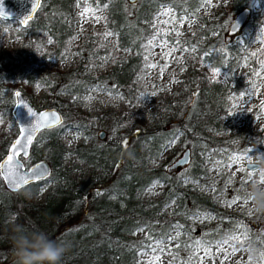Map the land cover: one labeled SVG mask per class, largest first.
I'll return each instance as SVG.
<instances>
[{
    "label": "trees",
    "instance_id": "trees-1",
    "mask_svg": "<svg viewBox=\"0 0 264 264\" xmlns=\"http://www.w3.org/2000/svg\"><path fill=\"white\" fill-rule=\"evenodd\" d=\"M251 1L229 0L228 9L221 5L215 13L216 22L205 20L208 29L217 30L216 38H190L206 61L226 70V78L210 80L203 69L191 67L186 77L187 95L176 104L167 101L169 109L154 114L148 120L150 123L143 121V115L136 113L133 104L139 97L138 82L145 64L142 50L154 33L152 18L160 4L169 5L177 14L194 13L200 0H97L105 6L106 26L125 54L107 69L92 74L87 70L88 60L109 52L107 46L98 44L96 35H88L87 41L75 46L74 63L69 69L37 67L44 56H64L73 33L74 0H41L27 24H19L7 33L3 29L6 20L0 18V44L6 34L21 37L27 45L26 50L0 53V113L11 109L10 82L21 81L25 86L21 90L28 97L30 86L39 83L45 95L50 96L46 97L47 105L57 107L64 120L63 124L40 130L30 145L31 161L49 162L51 171L47 177L15 191L7 189L0 178V264H20L17 242L21 239H26L30 252L37 251L32 246L41 242L63 246L65 251L57 264H136L137 251L151 241L170 238L175 223L182 232L173 250L185 257L200 241L212 249L225 233L219 229L220 224L225 227L228 223L246 222L243 214L224 211L205 192L183 184L182 177L221 189L222 183L209 177L205 150L214 153L223 147L238 149L257 144L251 141L247 129H232L227 122L229 94H237L246 86L256 67L255 57L248 54L246 45L254 28L261 24L259 12H249L243 36L231 40L220 36L230 13L248 7ZM44 33L54 48L38 53ZM242 56L248 63L247 70L243 75H232ZM90 87L118 94L129 106L128 110L97 114L106 129L102 139L93 129L92 116L84 109H66L69 99L57 96V92L84 95ZM9 121L14 123L11 115ZM63 126L81 132L88 141L83 140L73 149L66 147L59 138ZM174 137L189 148V159L169 170L170 164L165 166L166 162H159L158 156ZM9 142V132L4 131L0 134V157ZM68 155H75L70 164L65 163ZM79 162L91 169L89 175L76 173ZM48 180L53 185L42 201H35L40 185ZM155 180L161 183L159 196L143 197L145 188ZM194 211L211 212L218 218L217 224L204 228L189 223L187 216ZM170 213L178 217L171 218ZM136 229H141L143 235L136 237ZM254 239H250L252 243ZM34 264L48 262L34 259Z\"/></svg>",
    "mask_w": 264,
    "mask_h": 264
},
{
    "label": "rangeland",
    "instance_id": "rangeland-1",
    "mask_svg": "<svg viewBox=\"0 0 264 264\" xmlns=\"http://www.w3.org/2000/svg\"><path fill=\"white\" fill-rule=\"evenodd\" d=\"M228 1L200 0L194 13L180 14L167 4L159 5L151 23L154 33L146 40L142 50L145 64L138 82L139 97L133 104L136 113L143 115V121L150 123L148 120L154 114L164 113L169 109L167 101L172 100L173 104H176L187 95L186 77L191 67L203 69L210 80L222 81L226 78V70L206 61L203 53L190 38L200 40L208 37L216 38L219 35L217 30L208 29L205 20L216 22L215 13L219 11L221 5L228 9ZM248 7V14L251 11H258L261 19V24L254 28L246 45L248 54L255 57L256 67L250 82L237 94H229L230 119L227 125H230L232 129H247L251 141L257 144H248L238 149L223 147L214 153L210 149L205 150L204 159L209 177L217 183H222L221 189L216 188L215 185L194 182L181 174L183 184L205 192L224 211L243 214L246 222L228 223L225 227L220 224L219 229L225 233L214 242L212 249L209 244L200 241L196 243L194 251L185 257L177 255L173 250L177 244V237L182 232L180 225L175 223L176 226L170 231L172 235L170 238L151 241L146 247L137 251L136 264H264V203L253 200L254 196L264 199V174L256 172V168L246 167L249 161L258 163L260 157L264 156V1L260 3L252 0ZM236 12L237 10L230 13L225 28L220 34L222 39L231 40L244 35L245 21L236 33H226L227 25ZM71 14L73 33L64 56L60 59L53 55L44 56L37 63L39 69H69L74 63L72 54L75 46L87 41L88 35H96L98 44L107 46L109 49L107 54L94 56L88 60L89 73L107 69L112 61L125 54L117 47L115 35L106 26L104 5H100L97 0L92 2L74 0ZM18 27L19 22L11 19L6 20V26L3 29L7 33ZM43 35L38 45V53L51 52L54 44L45 33ZM26 49V43L19 36L5 34L1 39L0 53ZM247 67L248 63H245L242 56L233 67L231 74L243 75ZM10 86L11 89L25 87L21 81H12ZM29 91V98L36 107H49L47 98L50 96L45 95V89L39 83H33ZM57 96L69 99L70 104L66 109H84L93 117V129L99 139L104 138L106 129L101 126L97 114L107 110L129 109L127 102L120 95L110 94L96 87H90L88 93L84 95L57 92ZM9 117L10 111L0 113V134L8 131L11 139L16 135L17 128L15 123L9 121ZM63 122L64 120L62 124ZM100 131H102L101 137ZM59 138L70 149L84 140L81 132L68 126H63ZM183 149L177 137H174L164 146L158 161L166 162L165 166H167L180 156ZM233 157H239V160L234 162ZM20 158L25 166L33 162L28 154ZM74 159L75 155H68L65 163L70 164ZM78 165L77 174L87 176L91 173V169L84 162H79ZM259 167L261 173H264V162L260 163ZM53 183L52 180H48L40 185L35 201H42L45 192ZM255 184L260 185L258 190L253 188ZM160 191L161 183L155 180L145 188L142 196L158 197ZM170 207V205L167 206L166 210L170 211ZM169 216L177 218L178 214L170 213ZM187 221L205 228L211 224H217L218 218L209 211H194L188 214ZM134 235L139 237L143 235V231L136 229ZM252 237L255 238L254 243L250 240Z\"/></svg>",
    "mask_w": 264,
    "mask_h": 264
},
{
    "label": "water",
    "instance_id": "water-1",
    "mask_svg": "<svg viewBox=\"0 0 264 264\" xmlns=\"http://www.w3.org/2000/svg\"><path fill=\"white\" fill-rule=\"evenodd\" d=\"M40 1L41 0H38L39 5H40ZM127 1L133 2L135 0H127ZM36 2L37 0H2V2H0V18L4 20L14 19L18 21L20 25L23 26L25 24L21 23V21L26 19L29 15L32 18L33 14L37 10L38 7L35 8V10H33L31 7V5ZM248 11H249V7H243L236 12V14L233 16V18L229 21L227 25L226 31L228 34H234L238 31V29H240L241 25L243 24V22L248 16ZM29 110H31V113H36L37 115L40 113H49V114L54 113L56 116L60 118V121L58 124H55L52 127L59 125L63 120V115L57 107L49 106V107L38 108L33 104L31 99L25 93H23L21 89L14 88L12 90V105H11L10 113L16 125L17 133L13 138L10 139V142L7 146L5 153L0 157V163H2L5 159H7L9 155L12 154V148L15 142L18 139H22L21 129L28 128L36 124V119L30 114ZM46 128H51V127L38 128L32 134L31 141L30 143L27 144V148H26L27 154L29 153L30 145L32 141L34 140L35 136L37 135V133L40 130L46 129ZM99 136L100 137L102 136V131L99 132ZM21 156H25V155H23V153H20L17 156V160H19V162L22 164L23 167L21 171L26 176L30 175L28 170L35 168L36 166H41L42 170L44 171V176L41 179L47 177L50 174L51 166L47 160L38 159L32 162L30 165L25 166L22 159L20 158ZM188 159H189V148H184L180 156H178L168 166V169L171 170L178 166H182L188 161ZM246 167L249 169H255L257 167V162H248L246 163ZM0 178L4 186L11 191H15L21 188L22 186L26 185L24 184L20 186L19 188H15L8 182V180L4 178L3 175H0ZM33 181H36V180H30L28 183L33 182Z\"/></svg>",
    "mask_w": 264,
    "mask_h": 264
},
{
    "label": "snow or ice",
    "instance_id": "snow-or-ice-1",
    "mask_svg": "<svg viewBox=\"0 0 264 264\" xmlns=\"http://www.w3.org/2000/svg\"><path fill=\"white\" fill-rule=\"evenodd\" d=\"M2 2V0H0ZM32 9L35 10V8L39 7L38 0L36 3L31 5ZM31 19V16L29 15L26 19L22 20L21 23L27 24L28 20ZM154 66V65H152ZM18 95V94H17ZM90 99V97H88ZM30 114L36 119V124L32 125L28 128L21 129L22 133V139H18L12 148V154L7 157L2 163H0V175H3L6 180L15 188H19L20 186L27 184L30 180H38L41 179L44 176V171L42 170L41 166H36L35 168L29 169L30 175H25L21 169L22 164L17 160V156L20 153H23V155H27V144L30 143L32 134L38 129V128H44V127H52L55 124H58L60 121V118L56 116L54 113H31V110H29ZM239 160V157H233V161ZM251 162V161H249Z\"/></svg>",
    "mask_w": 264,
    "mask_h": 264
},
{
    "label": "clouds",
    "instance_id": "clouds-1",
    "mask_svg": "<svg viewBox=\"0 0 264 264\" xmlns=\"http://www.w3.org/2000/svg\"><path fill=\"white\" fill-rule=\"evenodd\" d=\"M262 162H264V156L260 157V160L257 163V167L255 169V171L260 172V174H264L261 173V169L259 167V164ZM253 188L255 190H258L260 188V185L255 184L253 185ZM253 200L264 203V199H259L255 196L253 197ZM32 247H35L37 251H28L26 239H21L17 242V251L20 255V264H34V259L47 261L48 264H57L58 260L65 251L63 246H53L50 243L45 244L43 242L33 245Z\"/></svg>",
    "mask_w": 264,
    "mask_h": 264
}]
</instances>
